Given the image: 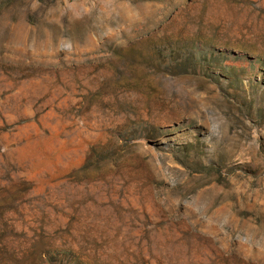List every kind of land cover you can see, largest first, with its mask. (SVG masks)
I'll return each instance as SVG.
<instances>
[{"label":"rangeland","instance_id":"rangeland-1","mask_svg":"<svg viewBox=\"0 0 264 264\" xmlns=\"http://www.w3.org/2000/svg\"><path fill=\"white\" fill-rule=\"evenodd\" d=\"M0 264H264V0H0Z\"/></svg>","mask_w":264,"mask_h":264}]
</instances>
